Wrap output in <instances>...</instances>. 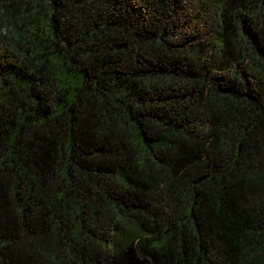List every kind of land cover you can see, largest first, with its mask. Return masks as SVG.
Returning a JSON list of instances; mask_svg holds the SVG:
<instances>
[{
    "label": "trees",
    "instance_id": "obj_1",
    "mask_svg": "<svg viewBox=\"0 0 264 264\" xmlns=\"http://www.w3.org/2000/svg\"><path fill=\"white\" fill-rule=\"evenodd\" d=\"M0 264H264V0H0Z\"/></svg>",
    "mask_w": 264,
    "mask_h": 264
}]
</instances>
